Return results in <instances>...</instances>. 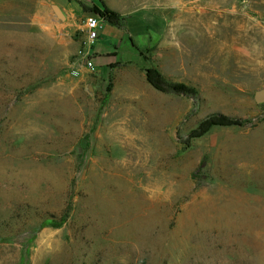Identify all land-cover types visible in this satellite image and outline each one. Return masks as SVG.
<instances>
[{"label":"rangeland","instance_id":"rangeland-1","mask_svg":"<svg viewBox=\"0 0 264 264\" xmlns=\"http://www.w3.org/2000/svg\"><path fill=\"white\" fill-rule=\"evenodd\" d=\"M74 2L0 0V264H264V0ZM105 9L153 38L134 70L108 23L79 66Z\"/></svg>","mask_w":264,"mask_h":264},{"label":"trees","instance_id":"trees-1","mask_svg":"<svg viewBox=\"0 0 264 264\" xmlns=\"http://www.w3.org/2000/svg\"><path fill=\"white\" fill-rule=\"evenodd\" d=\"M105 13H108V18H107L108 23L113 25H119L118 19L109 16V12L107 9H105ZM146 78L148 83L153 88H155L157 91H160L162 93H175L178 95H186V96H191V95L195 96L198 93L197 90L193 87H189L183 83H173L169 81L156 67H150L146 69ZM234 126H242V122L234 120L225 115L213 116L210 117L209 119L204 120L199 125V127L192 133L191 138L203 137L215 127H234Z\"/></svg>","mask_w":264,"mask_h":264},{"label":"crops","instance_id":"crops-1","mask_svg":"<svg viewBox=\"0 0 264 264\" xmlns=\"http://www.w3.org/2000/svg\"><path fill=\"white\" fill-rule=\"evenodd\" d=\"M75 0L71 1L69 3V0H38V4L43 7V6H47L49 5L51 8L53 5H57L61 8V10L63 11V13L65 14L66 18L71 20V17L72 15H68V13L65 11V9L62 7V4L65 2L66 4H72V3H75L74 2ZM69 6V5H68ZM76 13H77V9L75 10ZM73 12V11H72ZM42 20H39V23L41 22ZM35 23H37V20H35ZM104 25H103V28H102V34H103V31L105 30L106 28V25L105 23H108V22H103ZM42 24V22H41ZM110 24V23H108ZM69 26H72L71 24H68ZM112 25L113 27H115V36H118L119 37V40H123L124 38L128 37L130 39V41L132 42V47H134V51L135 53H138L139 54V58H138V61H136L137 63H134V62H131V61H128V62H114V61H108V63H114L115 66L113 68H116L117 69V66L119 67H122L123 69L124 68H131L132 70H134V68H132L133 65L135 64H139V63H143V60H144V56L142 55V53L140 51L144 50L146 47H149L150 46V42H151V39L153 41V38L151 37L150 35V32H148V28L146 26H139V25H135L136 27L133 28L136 30V32H133V30L131 29L132 27H121V25H113V24H110ZM155 37H156V33L154 34ZM147 38V40H145L144 42L142 41V43L140 41H138V39H141V38ZM101 38V36H100ZM143 40V39H142ZM117 44H122V42L119 43V41H113V45L116 46ZM137 55V54H136ZM95 56V59L98 55H94ZM135 57V55H134ZM103 65H105V63H103ZM125 73V72H123Z\"/></svg>","mask_w":264,"mask_h":264},{"label":"built area","instance_id":"built-area-1","mask_svg":"<svg viewBox=\"0 0 264 264\" xmlns=\"http://www.w3.org/2000/svg\"><path fill=\"white\" fill-rule=\"evenodd\" d=\"M103 22V18H98L93 15L85 18L86 39L82 49L78 52V59L80 68H85L90 72H95L96 70L93 47L100 39ZM71 74L74 77H78L80 75V69L72 70Z\"/></svg>","mask_w":264,"mask_h":264},{"label":"water","instance_id":"water-1","mask_svg":"<svg viewBox=\"0 0 264 264\" xmlns=\"http://www.w3.org/2000/svg\"><path fill=\"white\" fill-rule=\"evenodd\" d=\"M52 10L54 11L56 17L60 20V21H65L66 17H65V14L63 13V11L61 10V8L57 5H53L52 6ZM86 91L91 95L93 96V90H92V86H89L87 85L86 86ZM254 99H255V102L257 104H264V88L257 91L255 93V96H254Z\"/></svg>","mask_w":264,"mask_h":264}]
</instances>
